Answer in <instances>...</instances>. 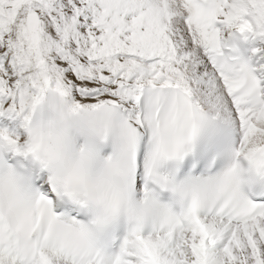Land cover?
Masks as SVG:
<instances>
[{
  "label": "snow or ice",
  "instance_id": "snow-or-ice-1",
  "mask_svg": "<svg viewBox=\"0 0 264 264\" xmlns=\"http://www.w3.org/2000/svg\"><path fill=\"white\" fill-rule=\"evenodd\" d=\"M0 264H264V0H0Z\"/></svg>",
  "mask_w": 264,
  "mask_h": 264
}]
</instances>
